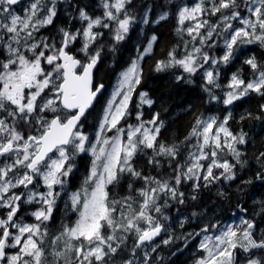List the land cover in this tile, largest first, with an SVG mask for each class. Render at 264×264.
I'll list each match as a JSON object with an SVG mask.
<instances>
[{
  "label": "snow or ice",
  "instance_id": "1",
  "mask_svg": "<svg viewBox=\"0 0 264 264\" xmlns=\"http://www.w3.org/2000/svg\"><path fill=\"white\" fill-rule=\"evenodd\" d=\"M20 3L0 0V209L5 210L0 215V264H150L151 253L144 251L138 260L137 249L143 250L168 231L164 223L168 217L162 209L170 207L169 201L185 202L180 185L188 181L192 182L191 199L195 200L202 184L208 187L221 179L235 180L237 165H247L240 146L250 143L248 133L243 128L237 132L231 129V111L223 119L197 117L181 142L187 147L194 141L193 150L184 157L177 143L160 138L164 127L160 113L145 121L138 112V124L127 125V130L118 127L131 115L129 104L143 79L140 62L152 53L157 41L153 35L144 51L120 74L105 111L100 132L115 129V134L104 139L98 136L96 143H91L79 126L104 87L93 82L101 50L89 49L103 36L94 29H112L113 39L123 41L134 21L126 9L131 0H104L102 17L93 18L79 9L78 18L86 26L74 31L60 27L59 40L38 35L42 28L53 25L58 0H31L23 15L16 11ZM214 16L215 22L211 20ZM166 18V13L161 14L155 22ZM186 21H191V26L177 29L191 38L183 46V54H178L177 47L171 48L155 62L154 71L179 68L191 82V77L203 70L205 91L211 100H220L213 91L221 87L216 66L229 64L241 45L264 46V0H199L179 11V23ZM143 22L148 23L147 14ZM214 37H223L222 56L205 51L215 47ZM78 39L83 42L75 48ZM244 63L251 70L250 78H243L240 71L231 75L222 99L226 106L252 94L264 98V62L252 56ZM176 79L184 80L185 76ZM116 96L122 97L118 103ZM139 100L149 107L154 103L146 92L139 93ZM262 118L264 103L259 105V114L247 111L239 117L241 123ZM85 152H91L94 159L85 187L71 196L78 219L72 225H62L58 234L49 237L48 222L59 197L56 186L63 188L75 168V156ZM138 156H148L154 169L163 167V160L172 174H144L136 166ZM255 159L261 165L255 180L264 185V151H258ZM125 175L132 178L127 185L129 194L121 199L110 197L108 186L119 184ZM135 181H143V186L133 190ZM39 186L46 191L39 192ZM21 188L24 191H16ZM33 203L41 205L31 213L36 222L25 223L18 215L21 205ZM260 204V214H264V201ZM239 207L247 213L246 208ZM256 229L254 219L241 218L237 225H205L200 232L177 239L183 238L187 246L191 238L203 234L198 246L202 255L195 264H241L239 255H243L242 264H264V231L257 234ZM213 230L214 235H208ZM129 235L134 244L123 258ZM172 241L169 235L162 243ZM157 247H151V252Z\"/></svg>",
  "mask_w": 264,
  "mask_h": 264
},
{
  "label": "trees",
  "instance_id": "2",
  "mask_svg": "<svg viewBox=\"0 0 264 264\" xmlns=\"http://www.w3.org/2000/svg\"><path fill=\"white\" fill-rule=\"evenodd\" d=\"M193 1L188 0V4H192ZM103 2L104 0H58L57 17L53 25L42 31L41 36L55 37L59 40L58 29L60 27H70L73 31L82 29L86 26V22L80 23L79 9L83 8L93 18L102 17L105 11ZM182 5V2L177 0H131V3L126 5V9L134 16V21L126 38L119 43L113 39L112 29L102 28L103 36L98 38L89 51L91 52L96 48L101 50V58L94 78L95 84L104 83L106 89L79 126L84 134L89 135V139L94 138L103 117V106L107 104L113 83L118 75L137 59L138 55L147 47L150 38L155 35L157 41L153 45L152 53L145 56L140 62L143 69V79L132 95L129 119H135L134 124H137L138 112H142V119L145 121L152 119L154 113H160V119L164 122L160 138L166 143H177L184 157L192 150L194 141L189 143L187 147L181 142L191 131L197 117L223 119L228 111H231L233 114V120L229 121L231 129L237 132L243 128L248 133L250 143L240 146L244 152L243 159L247 160V165L243 168L237 165L235 180L225 181L221 179L208 187H203L202 184L196 192L197 198L195 200L191 199L192 182L188 181L180 185V191L185 193V202L178 204L175 201H169L170 207L162 209L164 215L168 217L167 221L164 222L168 231L163 232L158 239L151 242V245L144 247L143 250L137 249L138 260L142 259L144 251L151 253L150 264H195V261L202 254L198 246L203 234L191 238L187 246H185L183 238L177 239V237L200 232L205 225H237L241 218H247L255 220L257 234L264 231V214H260V202L264 201V185L255 180V173L261 167L255 159V154L258 151H264V118L245 120L242 123L239 119L240 115L247 111L254 115L259 114V105L264 103V98L252 94L231 106L222 103L224 93L228 90L227 84L233 73L240 71L243 78H250L251 70L244 63L246 59L255 56L257 61L264 62V46H256L254 43L241 45L235 51L234 59L229 64L216 66L219 69L218 82L221 87L213 91L217 97H220V100H211L209 92L205 91L203 71L191 77V82H189L187 74L177 68L159 73L154 71L157 60L163 59L173 47H177L178 54H183V46L191 39L186 32L178 33L177 31V29L183 28L179 23V11ZM165 13L167 18L156 23L155 21L160 15ZM145 14H147L148 23L143 22ZM189 50H191L190 44ZM216 51L220 55V47L217 46ZM180 75H184L185 79L178 81L176 77ZM141 92H146L148 97L154 101L150 107L146 104H140L139 93ZM148 154H151V150H148ZM228 158L231 159V157ZM74 159L75 168L67 178L63 188L56 186L59 197L56 200L52 220L48 222L49 237L58 234L62 225H72L78 219V212L73 209L71 196L85 187V179L89 175L93 156L90 152H85L77 154ZM135 163L137 168L146 175L158 176L162 173L165 176H170L172 174L171 169L166 163H163V160V167L159 169H154L148 163V156H138ZM250 178L253 183H243ZM131 179L125 175L119 184L109 185L110 197L121 199L127 196L129 194L127 185ZM141 186H143V181H135L133 190ZM37 190L43 192L46 189L39 186ZM16 191L20 192L24 189H16ZM39 206L40 204L37 203L22 204L21 213L18 215L22 216L25 223H35V218L31 213L36 211ZM239 206L246 208L247 213H242ZM4 211V209H0V215H3ZM181 223H183V227H181ZM215 231L213 230L211 233H215ZM169 235L173 237L172 243L163 244L162 241L167 239ZM47 244L48 241L46 240L45 245L47 246ZM133 244L134 238L129 235L126 244L127 251L123 254V258H127ZM156 245L159 247H157L156 252L152 253L151 247ZM238 259L241 260L242 264L243 255H239Z\"/></svg>",
  "mask_w": 264,
  "mask_h": 264
},
{
  "label": "rangeland",
  "instance_id": "3",
  "mask_svg": "<svg viewBox=\"0 0 264 264\" xmlns=\"http://www.w3.org/2000/svg\"><path fill=\"white\" fill-rule=\"evenodd\" d=\"M179 1V0H178ZM180 1H183V0H180ZM197 2H199V0H195V2L191 5V4H188V5H184L183 7H185V6H187V7H193L194 5H195V3H197ZM182 7V8H183ZM181 8V9H182ZM180 9V10H181ZM105 12V11H104ZM95 18V17H94ZM80 21V23H83V21H81V20H79ZM191 24H192V22L191 21H186L183 25H181L183 28H187V27H189V26H191ZM78 26H79V24H77ZM94 30H97V31H101L102 33H103V29L102 28H100V29H94ZM214 39H215V47H213V48H211V49H208V48H206L205 49V51H208L209 52V55H212V56H215V57H219V56H222L223 55V53H224V46H223V38H219V39H216L215 37H214ZM82 39H78L77 40V43H79L80 44V46H81V44H82ZM92 46V45H91ZM196 46H199V44H197ZM220 47V49H221V52H220V55L218 54V52L216 51V47ZM218 49V48H217ZM208 66L207 65H205V68H207ZM177 69H179V68H177ZM127 70V69H126ZM179 70H181V69H179ZM182 71V70H181ZM201 71H203V70H201ZM122 73V72H121ZM120 73V74H121ZM120 74L118 75V77L116 78V80H115V82L113 83V85H112V89H111V91H110V93H109V95H108V101H107V104L106 105H104L103 106V110H104V112H103V117H104V114H105V111H106V109H107V106H108V104H109V102L110 101H112L113 100V95H114V93L116 92V89H117V87H118V82H119V80H120ZM122 97L121 96H116L115 97V100H116V102L118 103L119 102V100L121 99ZM131 100H132V98H131ZM131 103V102H130ZM129 107H130V104H129ZM128 111H129V108H128ZM129 116L130 115H128V116H126V118L125 119H123V120H121L120 121V125H118V127L119 126H124L125 127V129L127 130V125H136V124H134V121H135V119H129ZM103 117H102V119H101V121H100V125H101V123L103 122ZM138 124V123H137ZM100 125H99V127H98V129H97V131H96V133L94 134V138L93 139H89V141L91 142V143H93V144H95L96 143V140H97V137L99 136L100 137V139H104V138H110V137H112L114 134H115V132H116V130L115 129H112L111 131H107V130H105L103 133H101L100 132ZM82 131V130H81ZM85 135H87V134H85ZM88 137H89V135H87ZM87 146V145H86ZM103 145L101 144V145H97V147H102ZM193 150V149H192ZM91 153V152H90ZM93 159H94V157H93ZM46 191V190H45ZM45 191H43V192H45ZM41 207V205L38 207V209ZM208 235H214V233H211V232H209L208 233ZM202 238H203V236H202ZM128 255V254H127ZM202 255V254H201Z\"/></svg>",
  "mask_w": 264,
  "mask_h": 264
},
{
  "label": "flooded vegetation",
  "instance_id": "4",
  "mask_svg": "<svg viewBox=\"0 0 264 264\" xmlns=\"http://www.w3.org/2000/svg\"><path fill=\"white\" fill-rule=\"evenodd\" d=\"M178 1V0H177ZM180 1V0H179ZM178 1V2H179ZM180 2H182V7L184 6V5H188V0H183V1H180ZM195 2V0L193 1V3ZM29 3H31V0H22L21 1V3L18 5V6H16V11H17V13H19V14H21V15H23V9H26L27 8V6H28V4ZM192 3V4H193ZM103 4H104V2H103ZM191 4V5H192ZM104 14V13H103ZM213 19V22H215L216 20H217V17L216 16H214V17H211V20ZM78 20V19H77ZM76 20V21H77ZM75 21V22H76ZM78 24V23H77ZM45 28H42L41 30H40V32L38 33V35H40L41 36V33H42V31L44 30ZM221 38H223V37H221ZM256 46H262V45H260L259 43H254ZM74 47L75 48H79L80 47V44L79 43H77L76 42V44L74 45ZM81 56L83 55L82 53L80 54ZM234 55H235V53H234ZM97 68H98V65H97ZM97 68H96V70H97ZM96 70H95V72H96ZM94 77H95V73H94ZM102 84H104V83H102ZM105 85V84H104ZM94 86H95V78H94ZM104 93H105V91H104ZM101 97V96H100ZM100 97L98 98V99H100ZM98 101V100H97ZM70 113V112H69ZM70 115V114H69ZM49 116H51V114H49ZM81 129V128H80ZM50 222V221H49Z\"/></svg>",
  "mask_w": 264,
  "mask_h": 264
},
{
  "label": "water",
  "instance_id": "5",
  "mask_svg": "<svg viewBox=\"0 0 264 264\" xmlns=\"http://www.w3.org/2000/svg\"><path fill=\"white\" fill-rule=\"evenodd\" d=\"M22 1V0H21ZM97 68V67H96ZM95 70L96 69H94V71H93V82H94V73H95ZM104 85V84H103ZM106 89V85H104V87H103V89L101 90V92L97 95V97L95 98V100L92 102V105L86 110V113H85V116L87 115V113L90 111V109L94 106V104L97 102V100H98V98L102 95V93L104 92V90ZM85 117H82V119H81V122L83 121V119H84ZM81 122H80V124H81ZM163 233V232H162ZM162 233H161V235H162ZM160 235V236H161ZM160 236H158V237H156L153 241H155L156 239H158ZM152 241V242H153Z\"/></svg>",
  "mask_w": 264,
  "mask_h": 264
}]
</instances>
